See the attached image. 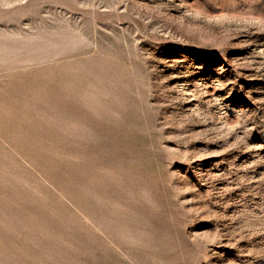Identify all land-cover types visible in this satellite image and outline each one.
Instances as JSON below:
<instances>
[{
  "label": "rangeland",
  "instance_id": "rangeland-1",
  "mask_svg": "<svg viewBox=\"0 0 264 264\" xmlns=\"http://www.w3.org/2000/svg\"><path fill=\"white\" fill-rule=\"evenodd\" d=\"M0 264H264V0H0Z\"/></svg>",
  "mask_w": 264,
  "mask_h": 264
}]
</instances>
